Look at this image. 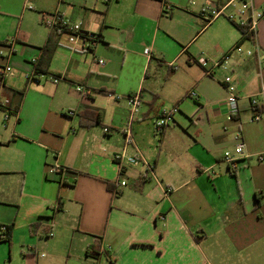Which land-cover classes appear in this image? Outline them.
I'll return each mask as SVG.
<instances>
[{"label":"crops","instance_id":"crops-1","mask_svg":"<svg viewBox=\"0 0 264 264\" xmlns=\"http://www.w3.org/2000/svg\"><path fill=\"white\" fill-rule=\"evenodd\" d=\"M230 1L166 0L165 13L160 0H0V264H264V118L250 122L249 103L264 67L246 54L264 51V18L250 37L200 17ZM56 11L100 42L72 49L42 23ZM227 76L240 97L233 121ZM174 107L158 134L159 113ZM238 135L245 153L231 173L223 156ZM122 152L143 161L121 170Z\"/></svg>","mask_w":264,"mask_h":264},{"label":"built area","instance_id":"built-area-1","mask_svg":"<svg viewBox=\"0 0 264 264\" xmlns=\"http://www.w3.org/2000/svg\"><path fill=\"white\" fill-rule=\"evenodd\" d=\"M60 2L61 0H56ZM164 5L165 13L170 12L172 7L166 3V0H160ZM238 6V8H237ZM232 9V10H230ZM200 17L206 22L211 23L219 18H224L230 23H232L237 28L244 31L245 36L255 37L258 31V26L260 21L264 18V5L262 7H256L250 0H231L227 5L222 8L206 6L203 7L200 11ZM41 20L43 25L51 30L56 31L59 35H64L67 37L68 42L71 44L72 49L75 50H91L94 48L99 42L100 37L98 35H93L85 32L80 23H73L63 15L60 14L59 11L53 13H43L41 15ZM15 40L11 39L7 43V49L9 53H12L14 49ZM242 50L240 47H235L231 53H241ZM144 54L149 56L150 50L145 49ZM246 54L248 56L256 55L258 58V62L260 67H264V51L256 45L255 52L247 51ZM99 64L103 66L104 61H99ZM228 65V57L224 58L222 61L216 63V67L219 68H227ZM3 75L11 73L12 68L9 65H4L2 67ZM54 83H58L59 79L55 78ZM224 84L226 87V91L228 93L226 106L228 109L227 120L233 121L238 116V102H239V94L237 89V84L233 76H227L224 79ZM78 91L84 92L82 87H78ZM191 97L193 99L197 98V93L192 92ZM116 100H120V96H115ZM128 105L130 108V115L133 117L140 113V109L142 107V102L140 100L139 95H132L127 98ZM250 106L254 111V115L250 118V122H259L264 118V114L262 110H264V84L261 86L259 93L255 97H251L249 100ZM9 105V101H5L4 103L0 102V106ZM13 111L6 109V120L9 119ZM179 113V108L174 107L172 109H163L158 118L155 121L154 127L155 131L160 134L162 133L170 124L174 123L175 116ZM68 116H73V112H68ZM104 133H108L109 129L104 128ZM127 139L130 142H133V136L129 129L124 131ZM238 144L236 145L233 151H227L223 156V163H225L229 171L234 173L239 168V163L241 159H243L245 153V143L242 141L241 136H237ZM263 154L258 155V160H263ZM113 159L118 163L119 168L122 170L126 164H139L143 160L138 157H130L127 156L125 152L117 153L113 156ZM148 172L154 173V167L150 164L146 165ZM52 175L61 173V169L56 168L50 171ZM122 185L125 186L126 182L123 181ZM172 190H167V193ZM7 232L6 226L0 227V238H3Z\"/></svg>","mask_w":264,"mask_h":264},{"label":"trees","instance_id":"trees-1","mask_svg":"<svg viewBox=\"0 0 264 264\" xmlns=\"http://www.w3.org/2000/svg\"><path fill=\"white\" fill-rule=\"evenodd\" d=\"M244 33V31H242ZM88 117H90V119H92V121L94 122V124H100L101 123V115L99 112H95V111H88ZM6 238H9V232H7L6 234ZM88 254L97 257L98 256V249L96 248V246H90L88 248Z\"/></svg>","mask_w":264,"mask_h":264}]
</instances>
